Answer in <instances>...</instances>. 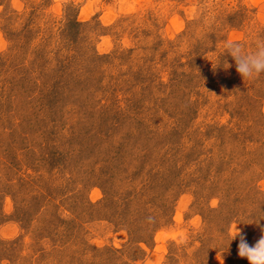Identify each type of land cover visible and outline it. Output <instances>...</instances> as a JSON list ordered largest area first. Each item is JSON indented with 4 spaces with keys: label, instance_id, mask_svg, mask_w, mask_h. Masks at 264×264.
Instances as JSON below:
<instances>
[{
    "label": "rangeland",
    "instance_id": "374dc122",
    "mask_svg": "<svg viewBox=\"0 0 264 264\" xmlns=\"http://www.w3.org/2000/svg\"><path fill=\"white\" fill-rule=\"evenodd\" d=\"M260 39L264 0H0V264H248Z\"/></svg>",
    "mask_w": 264,
    "mask_h": 264
},
{
    "label": "clouds",
    "instance_id": "9594fccd",
    "mask_svg": "<svg viewBox=\"0 0 264 264\" xmlns=\"http://www.w3.org/2000/svg\"><path fill=\"white\" fill-rule=\"evenodd\" d=\"M224 48L228 60L234 62L237 73L244 80H255L264 74V39L256 42L255 50L248 51L243 44L236 42H224ZM233 65L228 63V67ZM236 234L232 237V241L239 238L238 256L246 259L248 264H264V235L260 237L254 244H249L236 228Z\"/></svg>",
    "mask_w": 264,
    "mask_h": 264
},
{
    "label": "trees",
    "instance_id": "16d2710c",
    "mask_svg": "<svg viewBox=\"0 0 264 264\" xmlns=\"http://www.w3.org/2000/svg\"><path fill=\"white\" fill-rule=\"evenodd\" d=\"M69 24H71V25H77V24H80V22L79 21H77L76 19H71V21H70V23ZM143 229H144V227H143ZM142 229V230H143ZM145 231H146V229H144V235H145ZM148 236V237H147ZM147 236H137L136 238H135V240H134V242L135 243H137L136 244V248H137V250L139 251L138 253L139 254H144V250H143V248H142V246H139L138 245V243H144V244H148V242H149V240H150V238H151V233H149V235L147 234ZM12 242V241H11ZM9 243L10 245H12V243ZM93 248V247H92ZM93 249H96V248H93ZM6 257H8V256H6L5 255V253L4 252H0V260L1 259H4V258H6Z\"/></svg>",
    "mask_w": 264,
    "mask_h": 264
}]
</instances>
